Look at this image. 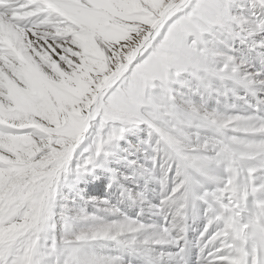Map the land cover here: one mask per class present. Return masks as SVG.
Wrapping results in <instances>:
<instances>
[{
  "label": "snow or ice",
  "instance_id": "snow-or-ice-1",
  "mask_svg": "<svg viewBox=\"0 0 264 264\" xmlns=\"http://www.w3.org/2000/svg\"><path fill=\"white\" fill-rule=\"evenodd\" d=\"M0 264H264V0H0Z\"/></svg>",
  "mask_w": 264,
  "mask_h": 264
},
{
  "label": "bare ground",
  "instance_id": "bare-ground-1",
  "mask_svg": "<svg viewBox=\"0 0 264 264\" xmlns=\"http://www.w3.org/2000/svg\"><path fill=\"white\" fill-rule=\"evenodd\" d=\"M146 138V133L143 131L137 132L135 135L129 136L126 141H121V149L123 150L121 155L124 157H131L137 161V163H145V156L142 151H138L139 149L143 148V145L141 144V141ZM127 141L130 142L131 147L127 144ZM137 144V146H135ZM110 167L116 170L117 174L119 176H126L129 175L132 171L126 164L120 163V164H111ZM96 176L98 179L89 178L87 183L82 184L80 187L83 190L84 196L86 199H96V200H104L106 198H112L113 201L118 197L119 192L117 189V186L114 185L113 189L111 191L108 190V183H109V176L108 174L104 173L101 170H98L96 173ZM104 182V189L96 190L95 185L100 184ZM121 183L123 181L121 180ZM142 188V184L140 185ZM153 187V186H150ZM100 194H104L100 195ZM69 196L71 194H68ZM101 196H103L101 198ZM101 198V199H100ZM88 210L91 212L92 208L91 206L88 207Z\"/></svg>",
  "mask_w": 264,
  "mask_h": 264
},
{
  "label": "rangeland",
  "instance_id": "rangeland-1",
  "mask_svg": "<svg viewBox=\"0 0 264 264\" xmlns=\"http://www.w3.org/2000/svg\"><path fill=\"white\" fill-rule=\"evenodd\" d=\"M127 144L131 147L130 142L127 141ZM135 146H137V144H135ZM127 159H128V160H135V159H133V158H131V157H128ZM99 183L101 184L100 181H99ZM102 184L104 185V182H103ZM103 189H104V187H103ZM100 195H103V196H104V194H100ZM103 196H101V198H102ZM101 198H100V199H101Z\"/></svg>",
  "mask_w": 264,
  "mask_h": 264
}]
</instances>
